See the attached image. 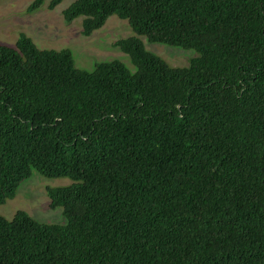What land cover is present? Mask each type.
Listing matches in <instances>:
<instances>
[{"label": "trees", "instance_id": "trees-1", "mask_svg": "<svg viewBox=\"0 0 264 264\" xmlns=\"http://www.w3.org/2000/svg\"><path fill=\"white\" fill-rule=\"evenodd\" d=\"M71 1L85 37L127 21L134 71L0 44V205L33 171L72 181L47 189L62 224L0 215V264H264V0Z\"/></svg>", "mask_w": 264, "mask_h": 264}, {"label": "rangeland", "instance_id": "rangeland-1", "mask_svg": "<svg viewBox=\"0 0 264 264\" xmlns=\"http://www.w3.org/2000/svg\"><path fill=\"white\" fill-rule=\"evenodd\" d=\"M32 2L0 0L1 45L13 47L19 35L24 33L39 49H70L79 69L91 71L96 62L117 59L134 71L128 56L115 45L116 41L134 35L127 21L110 16L100 29L85 37L81 33L83 17L71 23L63 19L62 11L71 4V0H63L53 10L47 9L44 4L29 13L27 8ZM141 40L147 51L161 57L172 67H186L189 60L197 56L193 50L149 43L143 37ZM71 183L68 178L48 179L33 171L32 176L18 187L15 197L0 205V215L11 220L15 212L21 210L37 221L62 224L65 222L62 209L51 208L47 189Z\"/></svg>", "mask_w": 264, "mask_h": 264}]
</instances>
